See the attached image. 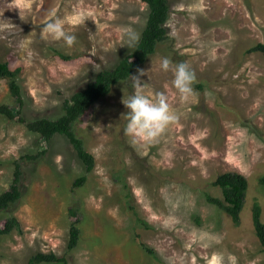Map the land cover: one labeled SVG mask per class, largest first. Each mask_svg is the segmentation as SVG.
Segmentation results:
<instances>
[{
    "label": "rangeland",
    "instance_id": "obj_1",
    "mask_svg": "<svg viewBox=\"0 0 264 264\" xmlns=\"http://www.w3.org/2000/svg\"><path fill=\"white\" fill-rule=\"evenodd\" d=\"M169 3L167 39L133 74L144 94L164 93L177 116L156 142L134 145L124 133L123 100L138 90L132 77L75 124L95 157L89 173L66 136L48 141L20 115H0V194L18 167L22 193L0 212V227L10 216L21 224L0 234V264H31L39 252H54L66 264H264L253 220L258 203L264 221V55L247 52L264 43V0ZM52 13L76 35L72 47L46 35ZM148 15L143 0H0V62L21 68V115L26 121L61 116L66 100L136 48ZM129 32L138 42L120 46ZM179 63L195 74L187 100L172 83ZM0 103L19 108L2 77ZM229 171L249 182L239 223L206 198L222 196L213 181ZM82 175L85 183L74 187ZM76 218L81 236L70 250Z\"/></svg>",
    "mask_w": 264,
    "mask_h": 264
},
{
    "label": "trees",
    "instance_id": "obj_2",
    "mask_svg": "<svg viewBox=\"0 0 264 264\" xmlns=\"http://www.w3.org/2000/svg\"><path fill=\"white\" fill-rule=\"evenodd\" d=\"M143 1L148 4L149 15L136 48L126 54L114 68L101 70L84 89L75 92L70 99L65 101L64 113L57 118L41 117L26 121L21 115L22 106L24 105L22 87L18 82L21 68L12 69L7 62H0V77L8 79L10 92L19 104V108L14 109L9 104L0 103V115L10 120L20 115L18 118L20 122L25 123L28 129L37 132L48 141L57 134L66 136L76 150L78 157L84 163L86 172L93 171L96 164L95 157L86 149L84 140L76 134L74 130L75 124L93 104L108 95L115 84L132 77L131 75L134 74L136 69L144 64L151 54L155 53L157 45L168 37L166 24L171 11L169 0ZM247 52H261L264 55V43L255 44L248 48ZM20 176L21 172L18 167L10 188L0 194V212L6 210L20 199L22 195L19 184ZM86 179V175L77 178L74 182V187L83 185ZM260 182L264 186V175L260 178ZM213 184L220 187L222 196H214L208 193L206 194L207 200L218 205L232 217L235 223H239L249 187L248 179L241 173L229 171L219 174ZM70 214L77 217V209L71 208ZM261 214V205L256 203L254 205L253 220L256 234L264 250V221L261 219ZM136 219L141 225L150 228L148 222L139 217L137 213ZM79 223V218H76L71 223L68 243L70 250L79 244L81 236ZM15 228L21 230L20 221L17 217L10 216L6 219L4 225L0 227V234H8ZM141 246L145 251L156 257V252L152 247L145 243H141ZM66 262L67 259L65 257L58 256L54 252H39L30 259L31 264H66Z\"/></svg>",
    "mask_w": 264,
    "mask_h": 264
},
{
    "label": "clouds",
    "instance_id": "obj_3",
    "mask_svg": "<svg viewBox=\"0 0 264 264\" xmlns=\"http://www.w3.org/2000/svg\"><path fill=\"white\" fill-rule=\"evenodd\" d=\"M66 21L56 17L55 13L45 24V33L56 41H63L66 46L72 47L77 37L65 29ZM126 42L120 46L126 45L133 47L139 40L138 34L134 32L126 33ZM170 61L165 59L162 63L164 70H168ZM174 87L181 94L182 99L187 100L193 94V83L195 74L186 63H179L172 69ZM143 75V70H139ZM138 89L135 94L123 100L127 108V124L124 133L129 137L132 144H150L158 140L160 135L177 119L175 112L171 109L167 96L164 93H158L156 98L144 94L140 88V78L137 75H131Z\"/></svg>",
    "mask_w": 264,
    "mask_h": 264
}]
</instances>
